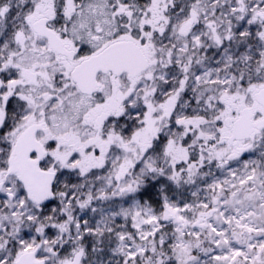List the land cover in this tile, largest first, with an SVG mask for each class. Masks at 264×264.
Masks as SVG:
<instances>
[{"label": "snow or ice", "instance_id": "obj_1", "mask_svg": "<svg viewBox=\"0 0 264 264\" xmlns=\"http://www.w3.org/2000/svg\"><path fill=\"white\" fill-rule=\"evenodd\" d=\"M0 264H264V0H0Z\"/></svg>", "mask_w": 264, "mask_h": 264}]
</instances>
